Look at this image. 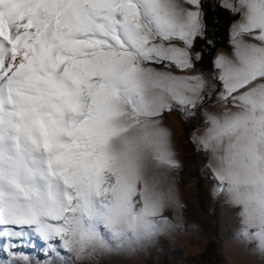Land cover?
I'll use <instances>...</instances> for the list:
<instances>
[{"label":"snow or ice","instance_id":"6c2138e0","mask_svg":"<svg viewBox=\"0 0 264 264\" xmlns=\"http://www.w3.org/2000/svg\"><path fill=\"white\" fill-rule=\"evenodd\" d=\"M174 115L264 257V0H0V264L183 228Z\"/></svg>","mask_w":264,"mask_h":264},{"label":"rangeland","instance_id":"374dc122","mask_svg":"<svg viewBox=\"0 0 264 264\" xmlns=\"http://www.w3.org/2000/svg\"><path fill=\"white\" fill-rule=\"evenodd\" d=\"M222 23H227L226 18ZM223 38L222 32L219 39ZM167 123L175 133V151L182 165L177 183L185 206V226L128 257L101 259L99 264H264V257L235 235L232 209L210 195L211 181L203 173L204 157L188 141L192 130H185L175 115Z\"/></svg>","mask_w":264,"mask_h":264}]
</instances>
